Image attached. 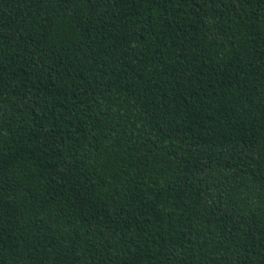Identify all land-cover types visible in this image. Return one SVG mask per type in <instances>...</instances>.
<instances>
[{
  "label": "trees",
  "instance_id": "16d2710c",
  "mask_svg": "<svg viewBox=\"0 0 264 264\" xmlns=\"http://www.w3.org/2000/svg\"><path fill=\"white\" fill-rule=\"evenodd\" d=\"M0 264H264V0H0Z\"/></svg>",
  "mask_w": 264,
  "mask_h": 264
}]
</instances>
